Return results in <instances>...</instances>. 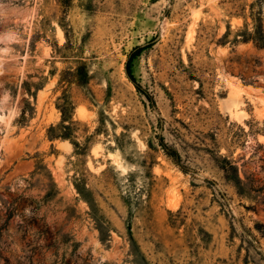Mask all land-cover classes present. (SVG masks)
I'll list each match as a JSON object with an SVG mask.
<instances>
[{"label": "rangeland", "instance_id": "1", "mask_svg": "<svg viewBox=\"0 0 264 264\" xmlns=\"http://www.w3.org/2000/svg\"><path fill=\"white\" fill-rule=\"evenodd\" d=\"M0 62V264H264V0H0Z\"/></svg>", "mask_w": 264, "mask_h": 264}, {"label": "trees", "instance_id": "2", "mask_svg": "<svg viewBox=\"0 0 264 264\" xmlns=\"http://www.w3.org/2000/svg\"><path fill=\"white\" fill-rule=\"evenodd\" d=\"M139 49L140 48H136L133 52H131V54H130L127 62H126V65H125V71L127 73V76L132 81H134V80H133V78H132V76L130 74L129 62H130L131 58L139 52ZM58 108L60 109L61 114H62V122L69 121L71 119V113L68 110V104L65 105V102H64L63 104H60L58 106ZM70 123H72V122H70ZM61 128L63 129L61 131V133L60 134H56V135H58V136H60L62 138H70L71 137V133L69 132V130L71 128L70 125H61ZM50 129H53V128L51 127ZM163 147L165 148V150L167 151V153L174 158L175 162H178V156H177L175 150H173L172 148H167L165 145ZM232 170H235V166H233L230 162H228L227 171H230L231 172ZM236 179H237L236 181L239 182V178H236Z\"/></svg>", "mask_w": 264, "mask_h": 264}, {"label": "bare ground", "instance_id": "3", "mask_svg": "<svg viewBox=\"0 0 264 264\" xmlns=\"http://www.w3.org/2000/svg\"><path fill=\"white\" fill-rule=\"evenodd\" d=\"M61 31L59 30V33ZM1 62H0V68H1ZM2 108H0V123L4 126L8 125L11 121V118H12V111H7V113L5 112H2Z\"/></svg>", "mask_w": 264, "mask_h": 264}]
</instances>
